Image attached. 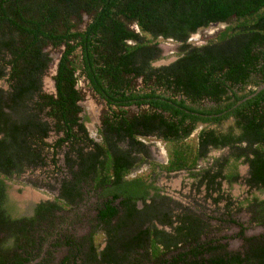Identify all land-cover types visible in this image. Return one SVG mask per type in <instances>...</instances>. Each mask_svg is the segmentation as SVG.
Instances as JSON below:
<instances>
[{"label": "trees", "instance_id": "obj_1", "mask_svg": "<svg viewBox=\"0 0 264 264\" xmlns=\"http://www.w3.org/2000/svg\"><path fill=\"white\" fill-rule=\"evenodd\" d=\"M219 23L203 44L190 41ZM162 40L177 52L156 65L167 58ZM51 49L61 50L54 93L43 89ZM81 77L106 104L98 141L82 120ZM3 80L0 264H264V198L252 193L237 204L263 231L243 236L241 227L244 244L230 251L208 237L201 215L148 184V173L132 175L148 162L151 172L187 170L217 190L222 179L238 182L244 163L246 184L264 191V89L248 98L264 85V0H0ZM227 120L233 125L219 130ZM198 124L207 127L190 138ZM150 138L169 146L166 163L148 161L142 140ZM226 148L199 170L211 150ZM63 149L68 175L58 196L21 215L7 181L49 162L62 172ZM84 187L97 195L96 213L79 237L59 213L84 200ZM225 213L234 214L233 200Z\"/></svg>", "mask_w": 264, "mask_h": 264}, {"label": "rangeland", "instance_id": "obj_2", "mask_svg": "<svg viewBox=\"0 0 264 264\" xmlns=\"http://www.w3.org/2000/svg\"><path fill=\"white\" fill-rule=\"evenodd\" d=\"M221 28H223L222 25H212L207 29H200L196 34L192 35L190 41L195 44H203L205 39L214 35ZM160 47L163 50V55L167 56V58L161 59L156 65L167 64L173 61L178 45L172 40H162L160 42ZM50 53L56 54L57 52L51 50ZM48 68L49 70H47L43 76V89L46 92L54 93L55 89L52 79L55 69L54 63ZM0 86L7 87V84L3 80L0 82ZM79 87L84 94V98L81 101L84 110V125L89 135L98 140L99 135L97 130L100 125L101 114L105 110V104L90 88H88L87 82L84 81L83 77H81L79 81ZM231 125H233V122L227 120L223 126L218 129L224 130ZM206 127L207 125L198 124L190 138H193L199 130ZM55 139V135L51 133L48 141L53 143ZM142 141L147 144L148 150L151 152V160L149 161H154L156 163H165L167 161L169 146L165 142L156 138L143 139ZM64 151L65 149L61 150L57 155L58 166L62 172L55 171L51 166V162H49L48 165L44 167L26 170L25 174L7 181L10 196L16 200L17 203L21 204V214H30L32 212L31 208L38 202L47 200L53 201L54 198L58 196L59 183L68 175L64 163ZM226 153L227 149L211 150L205 159L199 161V170L209 168L210 166L214 167L216 161H221L222 157L227 155ZM148 165V162H145L139 167L142 172L141 174L151 172L148 169ZM158 169L160 168L156 167L154 170L161 173L159 177L155 176L157 186L161 187L165 194H168L170 198L179 203L183 208L201 215L210 225L208 237H214L222 242H227L228 250H241L244 244L243 237L239 235L241 227L244 228L243 236L259 235L263 231L261 227L249 222V214L244 209L238 211L237 204L250 194H257V196L264 198V191L258 192L256 189H250L246 184L245 178L248 176L247 164H239L238 172L240 179L238 182L229 184L228 181L222 180L221 186L218 187L217 190H207L205 185L199 186L198 176H194L186 170L169 174ZM135 174L136 172L134 171L132 175ZM87 189V187H84L85 195L81 203L71 210L68 209L59 213L61 216L69 218L68 221L70 222V226L67 229L79 237L89 233L91 230L90 221L96 213L95 204L97 202V195L86 193ZM221 195L222 198L218 202H215L214 199ZM229 200H233L234 202V214L231 217H228V214L225 213V206ZM232 219L236 220L241 226L232 224L230 222ZM98 241L101 243L104 242V236L99 234ZM64 253L65 249L59 248L55 252V256L60 258Z\"/></svg>", "mask_w": 264, "mask_h": 264}, {"label": "flooded vegetation", "instance_id": "obj_3", "mask_svg": "<svg viewBox=\"0 0 264 264\" xmlns=\"http://www.w3.org/2000/svg\"><path fill=\"white\" fill-rule=\"evenodd\" d=\"M50 48H47V50H49ZM52 50V49H51ZM51 50H50V52H51ZM61 50H63L62 48H61ZM61 50H54V51H56L57 53L55 54V55H58V57L57 58H54L52 55V53H50V56L52 57V60H51V63H50V65H49V67L51 66V65H53V63H54V68L56 67V65H57V63H58V61H59V58H60V56H61ZM47 70H49V68H47ZM47 70H46V72H47ZM54 74H55V69H54ZM53 74V75H54ZM54 83V82H53ZM87 86H88V84H87ZM88 88H90L89 86H88ZM55 89V88H54ZM91 89V88H90ZM92 90V89H91ZM92 92L94 93V91L92 90ZM94 94H96V93H94ZM97 95V94H96ZM99 98V97H98ZM99 99H101V98H99ZM102 100V99H101ZM103 101V100H102ZM104 102V101H103ZM81 104V103H80ZM104 104H105V102H104ZM81 106H82V104H81ZM82 109H83V106H82ZM105 109H106V104H105ZM83 113H84V110H82V112H81V116H82V120L84 119V116H83ZM100 125H101V117H100ZM99 125V126H100ZM203 125V124H202ZM99 126H98V128H99ZM86 127V126H85ZM87 129V128H86ZM88 131V130H87ZM97 132H98V130H97ZM89 134V133H88ZM91 136V135H90ZM93 138V137H92ZM95 139V138H94ZM96 140V139H95ZM98 140H99V138H98ZM97 140V141H98ZM148 147V146H147ZM227 149V148H226ZM150 155H151V152H150ZM150 155H149V158H148V161L149 160H151V158H150ZM151 162V161H150ZM145 163V162H144ZM144 163H142L141 165H143ZM166 163V162H165ZM141 165H139V167L141 166ZM248 166V165H247ZM139 167L137 168V169H135L134 171L136 172V174H138V173H142L141 171H140V169H139ZM159 168V167H158ZM148 169H149V171H151V166H150V164L148 165ZM158 170H160V169H158ZM160 171H164V170H160ZM181 171H185V170H181ZM187 171V170H186ZM167 171H165V173H166ZM177 172H179V171H177ZM189 172V171H188ZM167 173H169V172H167ZM173 173H176V172H173ZM148 174L150 175V177H149V180H148V184L149 183H152V185L154 186V187H156L158 190H159V192L161 193V194H165L164 193V190L161 188V187H159V186H157V183H156V181H155V176H158L159 177V175L161 174L160 172H158V171H154V172H148ZM169 174H172V173H169ZM223 180V179H222ZM221 180V181H222ZM225 181H228V180H226V179H224ZM229 183V182H228ZM230 184V183H229ZM259 192V191H258ZM166 195H168V194H166ZM172 199V198H171ZM16 201V200H15ZM17 202V201H16ZM40 202H38L37 204H35L32 208H31V210H32V212L30 213V214H32L33 212H34V209H35V207L39 204ZM141 204V203H140ZM17 205H18V207L21 209V204L20 203H17ZM22 210V209H21ZM21 214V213H20ZM21 215H23V214H21ZM29 215V214H28Z\"/></svg>", "mask_w": 264, "mask_h": 264}, {"label": "water", "instance_id": "obj_4", "mask_svg": "<svg viewBox=\"0 0 264 264\" xmlns=\"http://www.w3.org/2000/svg\"><path fill=\"white\" fill-rule=\"evenodd\" d=\"M219 25H222L223 27L226 25L225 23H219V24H217L216 26H219ZM54 58H57L58 57V55H55V54H53L52 55ZM264 89V85H261V86H259L258 88H257V90L252 94V95H250L248 98H251L252 96H254L255 94H257L258 92H261L262 90ZM139 205H141V204H139ZM34 262H36V261H34ZM33 262V263H34Z\"/></svg>", "mask_w": 264, "mask_h": 264}, {"label": "bare ground", "instance_id": "obj_5", "mask_svg": "<svg viewBox=\"0 0 264 264\" xmlns=\"http://www.w3.org/2000/svg\"><path fill=\"white\" fill-rule=\"evenodd\" d=\"M30 198V197H29Z\"/></svg>", "mask_w": 264, "mask_h": 264}]
</instances>
